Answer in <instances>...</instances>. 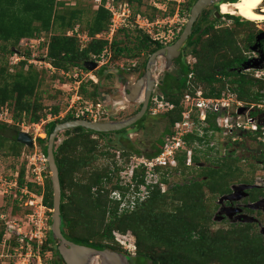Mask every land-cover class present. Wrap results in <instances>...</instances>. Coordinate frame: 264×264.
Here are the masks:
<instances>
[{"label":"trees","instance_id":"obj_1","mask_svg":"<svg viewBox=\"0 0 264 264\" xmlns=\"http://www.w3.org/2000/svg\"><path fill=\"white\" fill-rule=\"evenodd\" d=\"M74 1V6H68L65 2L57 0H0V55L13 54L8 46L16 47L19 43L22 44L38 39L42 34H48L46 60L55 69L63 72L80 69L86 72L83 64L88 61H99L104 54H109L113 58L126 57L131 60H137L140 55L146 54L147 57L133 69L139 76L142 75L148 56L163 46L152 41L150 36L141 30L131 27L119 30L110 42L94 38L95 35L109 29L110 15L103 8L106 0H102V6L96 10L92 8L90 1ZM117 1L126 2L135 12L150 19L155 16L156 10L151 6L149 7L150 14L140 10L144 4L143 0ZM194 2L195 0H190L183 6L187 17ZM228 2L234 3L236 0ZM172 10L173 7H170V14ZM85 12H91V18L86 22L85 29L77 31L80 34L85 31L90 40L83 49H80L76 35L67 36L66 34L74 31L75 27L81 24ZM208 14L207 10L201 14L192 27L191 35L182 47L184 57L188 53L193 54L199 57V63L197 61L191 70L182 61L174 75L166 72L157 86V92L164 97L166 102L173 105V109L162 114L165 129L155 142L154 150L143 154V157L147 159L161 152L165 139L173 135L172 129L175 123L181 120V100L185 92L191 88L187 85L191 71L193 72L191 84L194 88L197 86L203 88L205 97L218 96L226 88L225 82L221 79L224 78L235 90L238 99L249 102H260L264 99V77L255 79L254 70H246V67L252 65L253 59L235 46L231 30L223 29L219 32L214 30L213 23L217 20L213 18V22L209 21ZM226 17L233 21L234 26L251 24L249 21H243L230 15ZM120 33L124 34L126 42L132 44L131 48L117 39ZM214 33L217 34L216 40H211L210 35ZM131 34L134 35L132 38ZM204 37L210 39L202 42ZM246 40L251 44L255 36L248 35ZM198 47L205 49L201 55ZM26 55L28 58L29 55ZM26 61L20 62L19 68L11 73L6 63L1 66L0 56V106L7 105L12 108L14 123L21 122L24 118L28 124H38L44 116L40 114L41 103L37 92L42 82V73L37 72L32 66L24 70ZM259 66L264 67V62ZM13 68L16 69V67ZM107 72L108 67L104 64L98 68L95 77L99 81ZM118 73L121 77L122 71ZM85 85L92 87L89 98L95 100L100 96L98 82L93 84L89 80L81 84L80 93L85 92ZM140 107L141 105L134 114L139 111ZM149 108L150 104H148ZM58 112L57 106L51 109L52 114L56 115ZM256 113L258 110L252 115ZM147 114L148 110L140 121L131 126V129H141ZM214 118V115L208 114V128L204 129L201 137L197 134H189L183 138L188 148L193 151L192 166L185 165L186 153L179 152L176 155V167L156 169V172L162 174V183H167L164 175L168 172L185 174L194 171L192 175L196 177L191 178L185 184L172 186L167 192H161L157 184L151 185L148 187L147 196L140 202L136 201L132 209H120L121 202L109 199L108 191H103L101 185L112 182L110 173L117 177L118 173L123 170L122 165L128 161L126 154L141 155L142 153L131 147L130 150H123L122 157H120L124 160L123 163L116 164L112 169L108 166L96 169L93 163L97 158H112L107 150L98 148L97 141L98 138L111 133H96L81 127L62 132L64 138L58 145H53L52 156L58 169L61 188L60 230L63 237L75 245L116 252L115 245L117 244L114 242L113 231L116 230L121 234L130 231L135 237L134 259L137 264H264V235L253 224L230 225L215 231L210 229L211 217L216 208L213 200L230 192L227 180L237 179L232 164L228 165L224 160L218 168L194 167L200 161L197 153L207 154V151H202L198 147L205 144L207 146L211 138L208 133L213 134L220 131L215 125ZM71 120L74 118L67 115L62 121H51L44 125L45 138L35 140V146L40 147L39 151L44 157H46V143L51 129L56 124ZM18 127L14 124L0 122V149H3L7 143L10 145L9 151L17 157L25 154H20V149L24 146L16 141V136L20 132ZM8 131L13 133L11 137L6 136L5 133ZM252 135L259 136L261 132L258 131ZM194 142L197 144L196 147H192ZM258 144L262 148L261 155L264 159V143ZM26 150L32 151L28 148ZM205 161L209 162L206 158ZM24 170L25 160L18 168L19 186L23 185ZM143 172V169L135 171L134 191L130 192L128 185L118 186L119 177L111 189L119 191L122 200H125L129 192L130 194L137 192L138 187L144 184ZM204 177V180H197V178ZM28 187L35 191L34 185L28 184ZM93 189H96V192H92ZM256 192L257 190H251L248 200L253 201L257 197ZM66 199L68 202L64 201ZM15 201L16 199L8 206L9 215H13V210L17 206ZM43 203L48 210L52 209L49 177H46L44 182ZM0 225L2 227L1 241L6 227L1 221ZM68 230L79 232L71 234ZM55 245L56 240L49 231L48 238L42 246V253L52 251L53 255L64 264ZM117 252L121 253L120 250Z\"/></svg>","mask_w":264,"mask_h":264},{"label":"rangeland","instance_id":"obj_2","mask_svg":"<svg viewBox=\"0 0 264 264\" xmlns=\"http://www.w3.org/2000/svg\"><path fill=\"white\" fill-rule=\"evenodd\" d=\"M152 0H143V6L140 7V10L142 12H147L150 14L149 7L151 6ZM208 11V10H207ZM220 13V9H219ZM229 15V14H225ZM235 18H240V20L246 21L243 18L235 15H230ZM91 18V12H85V14L82 17V22L79 26H76V30L85 29L86 22H88ZM213 22V21H212ZM264 22H251L250 25H243V26H234L233 21L229 19L224 20H217L214 24V30L221 31V30H231L232 36H233V42L237 48L240 49L241 52H246V55L253 59V61H258L259 65L264 62V52L261 53V49L264 46V42L262 41L263 38H261L262 33L260 29L257 26H261ZM264 29V28H262ZM68 33V32H67ZM86 32L84 31V33ZM67 35V34H66ZM248 35H254L255 40L254 43H251L246 40ZM134 36L131 34V38ZM212 36V37H211ZM217 34L210 35L211 40H216ZM42 37V41L38 44V42H31V43H22L18 44L16 47L8 46L13 51L12 55H0L1 56V66H4L6 63V66L8 68V71L11 73H14L19 68V63L26 61V65L24 67V70H27L28 66H32L37 72L42 73V82L40 86L38 87V94L40 96V103H41V110L40 114L43 116L41 118L40 124L43 123L44 125L47 124V116H51L52 120L59 119V115H64L66 110L69 106V98H73L75 95V92L77 90L78 95L83 98V100L91 102L92 104L95 103H102L104 107V115L102 116V121L110 122V121H123L133 116L135 111L139 108L141 105L140 102H128L124 98V87L123 83L124 81L128 84L134 83L136 80H138L142 75H138L137 72H134L133 69L135 66L139 65L142 60L147 57L146 54L140 55L139 59L131 60L126 57L123 58H113L110 57L109 54H104L100 58V61L97 63L98 67L93 70L92 72L86 71L82 72L84 80L81 82V84H85L87 81H91L93 84H96L98 82V90L100 93V96L97 99H91L88 96L92 92V87L90 85H85V92L80 93L79 88L75 89L77 86L73 87L70 84V80L68 76L74 75L77 71V73H80L77 69H72L68 72H63L62 70L55 69L49 62L46 60V43L48 41V34H42L40 35ZM118 40H121L126 43L128 47H132L131 43H128L125 41V37L123 33H120L117 36ZM209 37H204L203 41L209 40ZM257 44L259 52H253L252 50L254 45ZM261 44L263 45L261 47ZM256 45V47H257ZM255 47V48H256ZM199 54L201 55L205 49L203 47H198ZM248 52V53H247ZM26 54L29 55L28 58H26ZM188 56H191L195 59L197 62L199 57L194 56L193 54L188 53L185 58ZM149 57V56H148ZM186 61V59H185ZM199 63V61H198ZM106 64L108 67V72L106 75L100 79L99 81L95 77V73L98 70L99 67ZM50 68H49V67ZM13 67H16L14 69ZM261 67V66H259ZM171 68V67H170ZM165 69V61L162 58L157 59L156 64L152 67V74L155 77L157 81V86L160 82V80L163 78L164 74L166 72H170L171 69ZM118 71H122L121 77H119ZM67 74V75H66ZM109 74V75H108ZM109 76V77H107ZM122 79L123 81H121ZM197 89L202 90L200 86L196 87ZM153 94H159L157 92V88H155V91ZM152 94V95H153ZM243 102V111L242 113L245 115L248 112L251 111V107L249 104H253L255 107L251 112H256L258 110V113L254 115L255 123L260 126V128H263L264 132V99H262L260 102H254V101H247V100H241ZM259 105V107H257ZM57 106L59 108L58 114H52L51 109L53 107ZM12 108L4 105L0 106V113H4L7 111V115L5 116L3 114V117L7 119V116H12ZM135 115V114H134ZM162 114L151 116L149 113L147 114L144 122L142 123L141 129H128L127 130V136L128 139L124 140L122 142L117 140V136L110 134L107 136H103L101 138H98V148L104 150H107L109 154H111L112 158H97L95 162L93 163V167L96 169L103 168L105 166L110 167L112 169L116 164H121L124 162V160L120 157H122L123 150L127 151L130 150L131 147H133L138 152L142 153L141 155L136 154H126L128 155L126 163L122 165V169H126V175L118 173V176L116 177L112 173H110V178L112 179V182L107 184L104 183L101 185L103 191H108V198L111 199L112 192L115 191V189H111L112 185L115 184L118 178V186L124 187L125 185H128V182H130V177L127 175V172L130 171V169L134 166V162L139 161L141 157H143V154H147L151 150V146L154 142H157L158 139L161 137L164 129H165V122L162 119ZM4 123L3 121H0ZM23 122L26 125H31L27 123V120L22 119L21 122H15L14 120L11 123L15 126H19L18 128L21 130V124ZM66 122V121H65ZM239 122H242V118ZM7 124V123H6ZM60 124V123H59ZM10 125V124H9ZM43 125V127H44ZM25 128L28 129L27 126ZM199 130L197 133L199 136H201L202 129L208 128V123L205 125H202L201 128L198 127ZM43 130H40L37 132L35 129L30 128L28 134L34 139V145L35 140L37 138H45L44 128ZM22 132V131H20ZM25 132V131H23ZM5 133V132H4ZM6 136L11 137L13 133L6 132ZM208 136H211L209 139L207 146L206 144L202 147H198V149L202 151H207V154H200L197 153V156L199 157L200 161L198 165H195V168L204 167V168H218L219 164H221V161L224 160L226 164H232L233 172L236 175L237 179H229L227 180L229 193L225 195H221L216 197L213 200V204L216 206L212 217H211V225L210 229L212 231H215L217 229L228 227L230 225H243V224H253L254 227L264 235V159L261 155L260 148L261 146L258 143H264V137L263 135H252L250 133H245L242 131L234 132L233 135L224 134L222 132H215L213 134L208 133ZM64 138L63 133H59L57 136V141L55 145H58L62 139ZM96 138V137H94ZM7 143H5V147L3 149H0V175L9 176L11 173L16 172L24 160L23 156L20 155L19 157L13 155L8 147ZM197 144L194 142L192 147H196ZM37 150H40V147L36 146ZM26 147L21 148L20 154H28L29 152L26 150ZM129 152V151H128ZM22 156V157H21ZM205 158L209 160V162L205 161ZM234 160V162H232ZM133 162L131 166H129V162ZM214 162V163H213ZM194 172V171H192ZM192 172H186L185 174H179L177 172L175 173H169L164 175L166 177V182L162 185V191L164 192L168 191L172 186L174 185H180L185 184V182L189 181L191 178H195V175H192ZM121 174V175H120ZM195 174V173H194ZM50 179L49 172L47 170V173L45 174ZM168 175V176H167ZM123 176L124 179L121 180L120 177ZM162 174H158L157 177L159 178V183L161 181ZM164 177V178H165ZM204 178H197V180H204ZM244 180V181H242ZM159 187V184H158ZM251 190H257L256 198L253 201L248 200V194ZM92 192H96V189H93ZM254 192V191H252ZM67 194V193H66ZM207 195V192L205 193ZM229 196L226 199H223V196ZM4 196L10 197L6 198ZM13 194L10 195H1L0 194V214H5V220L6 221H14L17 218H22L25 214V208L21 206V203H19V197L17 196L16 199V208L13 210V215H9L8 213V206L12 204V202L15 200ZM223 197V198H222ZM247 197V198H246ZM245 198V199H244ZM68 199L64 200L67 201ZM130 200L129 198L127 199ZM68 202V201H67ZM120 212V211H119ZM46 224L48 228L50 229V219H51V213L47 212L46 214ZM2 222V221H1ZM16 222V221H15ZM16 224V223H15ZM15 227V226H14ZM21 227V226H20ZM2 227L0 225V231ZM24 232V230L22 231ZM71 234H76L79 231L73 230V232H70ZM113 232H117L114 230ZM129 232L132 235V239L135 242V237L132 232L126 231V233ZM6 230L5 233L0 241V264H12L13 257L14 256V249L17 248L16 238L11 235V237H6ZM48 238V236H47ZM115 242V241H114ZM117 244V243H115ZM136 246V245H135ZM52 247V246H51ZM117 248V251L120 250L122 254H125L126 256H130L131 258H134V255H129L126 252L122 251L124 249H120V245H115ZM55 248H57V244L55 245ZM136 248V247H135ZM116 251V252H117ZM43 261L47 262L48 264H56V261L60 263L59 258L53 255L51 252H43ZM94 260V263L96 264ZM61 264V263H60ZM99 264V262H98Z\"/></svg>","mask_w":264,"mask_h":264},{"label":"built area","instance_id":"obj_3","mask_svg":"<svg viewBox=\"0 0 264 264\" xmlns=\"http://www.w3.org/2000/svg\"><path fill=\"white\" fill-rule=\"evenodd\" d=\"M63 1L68 6H74V0H57ZM90 1L93 5L92 8L96 10L99 6H102V0H85ZM190 0H152L151 7L156 10L153 19L135 12L133 8L126 2L117 0H106L103 4V8L109 12V29L104 32L95 35L96 39H104L111 41L113 36L123 28H134L141 30L154 42H158L160 45L167 46L173 43L182 31L187 15L183 10V6ZM170 7H173L172 13H169ZM223 15V14H222ZM76 35L79 40L80 49H83L90 38L86 34H80L75 29L72 32H68L67 36ZM42 41V37L38 39L29 40L25 43ZM102 57V56H101ZM100 57V58H101ZM100 61V60H99ZM99 61H95L98 63ZM186 65L192 70L193 65L196 63L195 59L188 56L185 61ZM49 67V66H48ZM50 68V67H49ZM254 70V78L262 79L264 77V67L250 68ZM80 73L69 75L70 84L78 89L81 82L84 80L82 72L83 70L77 69ZM247 70V69H246ZM67 75V74H66ZM193 72L188 75L187 85L191 87L188 92L182 97L181 106V120L175 123L172 131L173 135L165 139L164 147L161 152L151 158L147 159L141 157L139 161L134 162V166L127 172L130 177L128 182L129 191H134V175L137 169H143L144 184L138 187V191L135 193L127 194L125 200H122L121 195L118 192L112 193V199L120 201V209L128 208L132 209L136 201H142L148 194V187L151 185H158L162 191L163 183H159L156 172L157 168H174L176 167V155L179 152H185V165L192 166L193 151L188 148L184 141V137L189 134H199L198 127L207 124L208 114L214 115V122L216 127L224 134L233 135L234 132L242 131L245 133H257L264 134L263 128L255 123L254 116L252 115L253 104H249L251 111L247 114H238V110L243 108V102L238 99L237 93L233 90L226 79L221 78L226 85V88L215 97H205L203 90L194 88L191 84ZM150 108L148 113L151 116L163 114L173 109V105L166 102L161 94H153L150 101ZM259 107V105L257 106ZM6 116L7 111L0 113V121L11 124L13 122L12 116ZM67 115H70L74 120H87L90 122L102 121L104 115V107L102 103L92 104L91 102L83 100L78 95L76 90L73 98H69V106L65 114L59 115V119L62 121ZM242 118V122H239ZM47 121H55L51 119V116H47ZM41 122V121H40ZM43 123L26 125L24 122L21 124V130L29 132L30 128L35 129V133L43 130ZM25 126L28 127L25 128ZM204 129L201 131L203 135ZM40 133V132H39ZM40 136V135H37ZM199 136V137H201ZM25 160V170L23 176V185H18V170L11 173L9 176L0 175V194L10 195L13 194L14 199L19 197V203L25 208V214L22 218H17L14 221H6L5 214H0V221H2L6 227V235L11 237L13 235L16 238L17 248L14 249V256L12 264H48L43 261L42 246L45 243L48 232L50 229L46 224V214L51 212L43 203L44 182L46 179L47 165L43 154L37 150L34 145L32 151L28 154L22 155ZM133 162H129V166ZM126 169H123L120 173L125 174ZM120 174V175H121ZM126 175V174H125ZM168 176V175H167ZM124 179L123 176L120 177ZM28 184L35 186V191L29 189ZM127 186V185H125ZM164 192V190H163ZM130 199L129 201L127 199ZM16 221V222H15ZM16 223V224H15ZM15 226V227H14ZM21 226V227H20ZM24 230V232H22ZM6 236V237H7ZM114 240L121 246L124 251L129 255H134L135 242L132 239V235L127 232L121 234L113 232ZM1 258V257H0Z\"/></svg>","mask_w":264,"mask_h":264},{"label":"water","instance_id":"obj_4","mask_svg":"<svg viewBox=\"0 0 264 264\" xmlns=\"http://www.w3.org/2000/svg\"><path fill=\"white\" fill-rule=\"evenodd\" d=\"M222 0H195L191 6L186 23L176 38V40L167 46H164L149 55L144 68V74L134 83L124 85V98L128 102H140L141 107L139 111L132 117L123 121L110 122H90L87 120H71L56 124L50 131L46 143V165L50 175L51 192H52V209H51V226L50 232L56 240L57 251L64 264H92L96 260V264H128L126 256L121 253L111 251L109 249L95 250L93 248L75 245L66 240L60 230V204H61V188L58 177V169L54 160L53 145L59 133L65 130L81 127L85 130H90L96 133H116L125 130L138 121H140L146 114L151 93L157 87V81L152 74V67L156 64L157 59L162 58L165 61V69H169L172 61L179 55L180 48L185 43L187 38L191 35L193 24L196 22L198 16L209 5L218 4ZM215 18L219 19L220 14L215 12ZM254 45L252 50L255 49ZM259 62L253 61L251 66L246 67L258 68ZM86 71L92 72L98 67L96 62L88 61L83 64ZM243 109L238 110V114H242ZM17 143L23 145L28 149L34 146V139L27 132H19L16 136ZM224 197V198H223ZM226 199L227 196H223Z\"/></svg>","mask_w":264,"mask_h":264},{"label":"flooded vegetation","instance_id":"obj_5","mask_svg":"<svg viewBox=\"0 0 264 264\" xmlns=\"http://www.w3.org/2000/svg\"><path fill=\"white\" fill-rule=\"evenodd\" d=\"M229 0H222L220 3H218V4H213V5H209V6H207L205 9H203L202 10V12L200 13V15L198 16V18H197V20H196V22L198 21V19L200 18V16H201V14L204 12V11H206V10H208V20L209 21H213V18H215V12H218L219 13V6H220V4H222V3H229L228 2ZM230 4V3H229ZM259 11H261V9H259ZM220 14V20H224V19H228L227 17H226V15H222L221 13H219ZM188 18V17H187ZM216 19V18H215ZM219 19H216V20H219ZM195 22V23H196ZM194 23V24H195ZM193 24V25H194ZM261 26L262 27H260V26H257L259 29H260V31H261V33H262V36H261V38H263V42H264V29H262V28H264V23L263 24H261ZM186 42V41H185ZM254 43V42H253ZM172 44V43H171ZM185 44V43H184ZM184 44L182 45V47L184 46ZM263 45L261 44V47H262ZM182 47L180 48V53H179V55L172 61V64H171V71L170 72H168V73H170V74H173L174 75V73L177 71V69H178V65L180 66L181 65V63H182V61H184L185 62V57L183 56V53H182ZM258 45H257V47L255 48V51H253V52H259V50H258ZM264 52V46L262 47V49H261V53H263ZM175 77V76H174ZM127 82H125L124 81V83H123V87H124V85L126 84ZM157 88V87H156ZM155 91V90H154ZM153 91V92H154ZM153 92L151 93V96H150V99H151V97H152V94H153ZM150 101V100H149ZM147 110H148V108H147ZM128 129H131V127H129V128H127V129H125V130H122V131H119V132H116V133H111V134H113V135H115V136H117V140L118 141H120V142H122V141H124V140H127L128 139V136H127V130ZM155 145H156V143L154 142L153 143V145L151 146V150H150V152L149 153H151L153 150H154V148H155ZM262 150H260V152H261ZM247 198V197H246ZM245 199V198H244ZM124 256H126L125 254H123ZM126 258H127V260H128V264H137L136 263V259H134V258H131L130 256H126ZM61 263V262H60ZM58 261H56V264H60ZM62 264V263H61Z\"/></svg>","mask_w":264,"mask_h":264},{"label":"bare ground","instance_id":"obj_6","mask_svg":"<svg viewBox=\"0 0 264 264\" xmlns=\"http://www.w3.org/2000/svg\"><path fill=\"white\" fill-rule=\"evenodd\" d=\"M219 9L223 15L239 16L254 23L264 22V0H236L234 3L220 4Z\"/></svg>","mask_w":264,"mask_h":264},{"label":"clouds","instance_id":"obj_7","mask_svg":"<svg viewBox=\"0 0 264 264\" xmlns=\"http://www.w3.org/2000/svg\"><path fill=\"white\" fill-rule=\"evenodd\" d=\"M114 192H119V191L115 190ZM112 193H113V192H112ZM111 198H112V196H111Z\"/></svg>","mask_w":264,"mask_h":264}]
</instances>
